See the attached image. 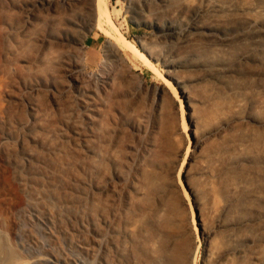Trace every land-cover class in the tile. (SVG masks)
<instances>
[{"label":"rangeland","instance_id":"1","mask_svg":"<svg viewBox=\"0 0 264 264\" xmlns=\"http://www.w3.org/2000/svg\"><path fill=\"white\" fill-rule=\"evenodd\" d=\"M35 1L0 0V264H264V0H106L174 95L129 52L106 59L87 3L21 14ZM29 165L98 222L92 250L22 210Z\"/></svg>","mask_w":264,"mask_h":264},{"label":"bare ground","instance_id":"2","mask_svg":"<svg viewBox=\"0 0 264 264\" xmlns=\"http://www.w3.org/2000/svg\"><path fill=\"white\" fill-rule=\"evenodd\" d=\"M30 1V0H29ZM180 1V0H179ZM81 2H83V4L87 3L88 7L91 8V10H93V18H96V24L95 27L97 28V30L99 32L108 34L110 36V43L107 45L106 50H105V57L107 60H109L112 57H115V53L116 50L117 51H126L129 52L130 54H132L135 58H137L145 67H147L149 69V71L151 73H153L154 75L160 77V79H162V83L163 85L167 88V90L173 94L175 93V88L172 85V83L163 76L162 73L159 72L157 66H156V62L152 60L151 55L153 53H155L154 51V47L153 46H158L155 44L154 41H150L152 43V46L149 47L150 42H149V46L148 48H144L143 50L140 49L134 42L128 40L119 30V28L115 25V23L112 20L111 17V13L109 12V10L107 9L106 5L107 2L106 0H36L35 4H31L32 7H29L27 5V3L25 5H21V14L24 12L25 15L26 14H35L37 9L43 10V13L45 10L49 9H55V10H60L61 13H67L69 9H71L72 7H76L78 4H80ZM181 2V1H180ZM202 2V1H201ZM196 4V3H195ZM16 6V5H15ZM19 6V5H18ZM13 10V9H12ZM15 10V9H14ZM42 12V11H41ZM17 13V12H14ZM12 13V14H14ZM23 13V14H24ZM197 14V13H196ZM231 14V13H230ZM24 16V15H23ZM243 14L241 15V18L244 19V17H242ZM246 17V16H245ZM239 18V16L237 17V19ZM247 18V17H246ZM14 19V18H13ZM241 19H239L240 22ZM242 21V20H241ZM245 22V21H244ZM256 22V21H255ZM95 23V22H94ZM194 25V24H193ZM94 27V26H93ZM173 27V26H172ZM193 27V26H192ZM191 27V28H192ZM194 28V27H193ZM198 29V28H197ZM196 30V28H195ZM189 29H186V32H188ZM216 31V30H215ZM214 32V31H213ZM211 32V33H213ZM185 32L182 34L180 32V37L183 38ZM171 35V34H170ZM179 35V34H178ZM186 35V34H185ZM167 36V35H166ZM1 37V36H0ZM149 37V36H148ZM179 38V37H178ZM163 39V38H162ZM173 39V38H172ZM170 40V39H169ZM162 43V42H161ZM153 47V48H152ZM159 47V46H158ZM156 49V48H155ZM121 51V52H122ZM159 53H162L161 51H159ZM158 53V55H159ZM156 57V56H155ZM111 60V59H110ZM108 64V65H107ZM109 62H106V67L109 66ZM181 66V64H179ZM107 74L111 73V69L106 70ZM211 72V71H210ZM106 74V75H107ZM100 80V84L101 86L106 82L104 80L103 77H101V79H98V81ZM97 81V83H98ZM109 81V80H108ZM98 85V84H97ZM184 93V92H183ZM170 94V95H171ZM174 95V94H173ZM183 97L185 98V96L183 95ZM89 104V103H88ZM94 105H90L89 109L90 111H95L94 109ZM264 109V106H263ZM84 151V150H83ZM93 151V150H92ZM100 152V151H99ZM102 154V153H101ZM99 154V155H101ZM101 157V156H100ZM103 157V155H102ZM101 157V158H102ZM84 158V157H83ZM85 159V158H84ZM83 159V160H84ZM104 159V158H102ZM47 160V159H46ZM88 160V159H87ZM86 160V162H87ZM99 160V159H98ZM89 161V160H88ZM85 162V161H84ZM90 162V161H89ZM37 163V162H36ZM17 164V163H16ZM95 164V163H94ZM99 165V163H97ZM0 165H1V159H0ZM18 165V164H17ZM22 165H24L22 163ZM93 165V164H92ZM50 166V165H49ZM6 167V166H5ZM52 167V166H51ZM50 167V168H51ZM91 167V166H90ZM99 167V166H98ZM16 168V167H15ZM44 168V167H43ZM70 168V167H69ZM95 168V167H94ZM97 168V167H96ZM28 171L26 173V175H42V177L40 179H36L34 181H31L29 183H21V185L24 186V188L27 190L28 193V197L26 199H19V205L22 207V210L26 213H29L30 216H34L37 218V220L39 222H41L42 224L46 225V226H50L51 224H53V220L52 218L57 216L60 219V222L62 223L63 227H64V232L65 233H69L72 234V236L74 235L77 240V246L86 249L87 251L92 250V248H94V245H96L97 242V224L98 222H89L90 220H93V216H89V213L85 210H81L82 211H76L73 214L69 213V210L71 211L72 209L70 208V204H71V199L65 197V200L61 199L60 197H58V195L54 194L53 191H55V189L53 191H51L52 187H60L63 186V184H60L61 181H57V177L53 176L54 174L48 173L43 171L39 166H28ZM68 169V167H67ZM76 169V168H75ZM98 169V168H97ZM63 170V169H62ZM92 171V170H91ZM63 172V171H61ZM67 172V171H66ZM70 172V171H69ZM3 178L4 181L7 182L8 180V173L7 170H3ZM1 173V174H2ZM93 173V171H92ZM64 174V173H63ZM77 175V173H76ZM71 177V176H70ZM80 179V178H79ZM82 180V178H81ZM10 181V180H9ZM21 182V180H20ZM71 182V181H70ZM69 182V183H70ZM59 183V184H58ZM68 183V184H69ZM74 185H79L80 183H78L76 180H73ZM11 185V183H10ZM17 189V188H16ZM83 190V189H82ZM88 190V189H87ZM88 192V191H87ZM58 193V192H57ZM81 197V196H80ZM98 198V197H97ZM77 200V198H76ZM79 200V197H78ZM35 203H43L44 206L46 207V210L48 211V216H43L41 214V211L36 207ZM95 204V203H94ZM86 205V203H85ZM89 205V203H88ZM78 206V205H77ZM87 206V205H86ZM92 206V205H90ZM70 208V209H69ZM126 208V207H125ZM76 209V208H75ZM74 209V210H75ZM94 210H96L94 208ZM92 211V210H91ZM103 211H105L103 209ZM107 211V210H106ZM117 211V210H116ZM23 212V213H24ZM72 212V211H71ZM96 212V211H95ZM25 213V214H26ZM104 213V212H103ZM118 214L121 212H119V208H118ZM0 214H5L3 208L0 205ZM24 214V217L26 216ZM70 214V215H69ZM95 214V213H94ZM93 215V214H92ZM103 215V214H102ZM21 216V215H20ZM96 217V216H95ZM94 217V218H95ZM101 217V216H100ZM99 217V218H100ZM106 217V216H105ZM122 217V215L120 216ZM127 217V216H126ZM56 218V217H55ZM98 218V221L101 222V219ZM25 220V218H24ZM115 221V220H114ZM117 221V220H116ZM125 221V220H124ZM20 222V221H19ZM20 224V223H18ZM23 224V223H22ZM22 226V225H21ZM25 226V224L23 225ZM41 226V225H40ZM7 230L9 232V234L13 237V239H17L19 240V242L25 246H28L29 248L31 247L33 250H35V252H38V249H34L29 242H27L26 240H24V236L23 233H17L16 228H17V223L14 219H10L7 218ZM26 228V227H24ZM23 228V231H25ZM97 228V229H96ZM103 228V227H101ZM116 228V227H115ZM126 228V227H125ZM129 227H127L126 229H128ZM22 229V228H21ZM107 229V228H106ZM121 229V228H120ZM132 229V228H131ZM125 230V229H124ZM27 232V230H26ZM129 233V232H128ZM111 234V233H110ZM106 235V234H105ZM103 235V236H105ZM108 236V234H107ZM111 235H109L110 237ZM116 236V235H115ZM125 236V235H124ZM117 237V236H116ZM126 237V236H125ZM27 238V236H26ZM67 238V237H66ZM107 238V237H106ZM124 238V237H123ZM115 239V238H114ZM113 239V241H114ZM120 239V238H119ZM70 241V240H69ZM103 241V240H102ZM104 241H105V237H104ZM118 241V240H117ZM71 243V241H70ZM113 243V242H112ZM125 243V242H124ZM123 243V244H124ZM109 244V243H108ZM115 244V243H114ZM65 246V245H64ZM128 246V245H126ZM125 246V247H126ZM54 247V246H53ZM30 248V249H31ZM110 248V247H109ZM31 249V250H32ZM106 249V247H105ZM112 249V248H110ZM77 251V249H76ZM96 251V250H95ZM99 251V250H98ZM109 251V250H108ZM100 252V251H99ZM113 252V251H110ZM121 252V251H120ZM119 252V253H120ZM124 252V251H123ZM122 252V253H123ZM101 253V252H100ZM126 253V251H125ZM123 253V254H125ZM94 254V253H93ZM99 254V253H97ZM98 256V255H97ZM113 257V256H112ZM127 257V256H126ZM103 258V257H102ZM118 258V256H117ZM80 260V259H78ZM82 261V260H81ZM72 262V261H71ZM70 261L67 260L66 257H64V255L58 253L56 250H52V254L49 257H38L36 258L31 264H74L71 263ZM85 262V261H84ZM83 262V263H84ZM122 262V261H121ZM125 262V261H124ZM108 263H111V261ZM112 264V263H111Z\"/></svg>","mask_w":264,"mask_h":264}]
</instances>
